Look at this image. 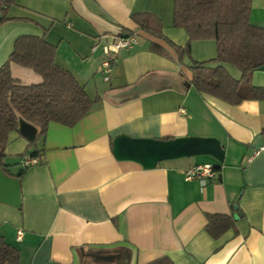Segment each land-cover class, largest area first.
<instances>
[{
	"label": "crops",
	"instance_id": "0c3cea01",
	"mask_svg": "<svg viewBox=\"0 0 264 264\" xmlns=\"http://www.w3.org/2000/svg\"><path fill=\"white\" fill-rule=\"evenodd\" d=\"M173 8L174 0H14L6 9L0 68L17 38L42 39L93 102L72 127L50 122L33 142L9 135L0 163L18 178L20 205L0 203V237L17 264H264V99L230 105L196 92L191 66H218L215 42L189 41ZM136 15L157 21L160 35L138 29ZM248 20L264 28V0H250ZM125 32L137 43L104 55ZM106 59L116 61L107 79ZM9 69L23 85L42 82L31 69ZM249 84L264 88V71ZM185 138L216 141L222 161L180 155L144 167L122 152L132 140ZM36 152L37 164L21 166ZM197 165L219 167L217 180L186 179ZM208 215L227 216L228 226L210 234Z\"/></svg>",
	"mask_w": 264,
	"mask_h": 264
},
{
	"label": "trees",
	"instance_id": "16d2710c",
	"mask_svg": "<svg viewBox=\"0 0 264 264\" xmlns=\"http://www.w3.org/2000/svg\"><path fill=\"white\" fill-rule=\"evenodd\" d=\"M13 3L14 0H0V23L6 20V9ZM249 5L250 0H174V26L184 29L189 41L211 39L215 42L214 62L219 65L210 67L208 63H199L191 66V85L199 94L210 95L230 105L246 98L264 99V88L249 84L251 73L264 66V28L250 24ZM133 19L138 29L160 35L159 23L149 16L136 15ZM131 34L125 32L124 36ZM53 57V48L42 39L24 36L14 41L7 62L0 68V159L9 135L16 132L18 119L34 126L38 137H42L50 122L72 127L90 110L93 102L83 87L68 71L58 67ZM10 64L31 69L42 82L21 84L11 77ZM224 65L237 68L241 79H232ZM27 155L39 158L37 152ZM0 168L12 176L1 163ZM212 170L213 178L208 180L216 179L219 167L212 166ZM207 222L206 229L213 235L228 226L229 218L208 215ZM17 258V251L0 237V264H17ZM148 264L172 263L162 257Z\"/></svg>",
	"mask_w": 264,
	"mask_h": 264
},
{
	"label": "water",
	"instance_id": "95a60500",
	"mask_svg": "<svg viewBox=\"0 0 264 264\" xmlns=\"http://www.w3.org/2000/svg\"><path fill=\"white\" fill-rule=\"evenodd\" d=\"M258 70L264 71V66H261ZM16 132L28 142H33L37 137L36 128L22 119L17 120ZM122 152L144 167H152L162 159L180 155L206 154L214 157L219 162L222 161L223 157V152L216 141L189 138L166 142L132 140L129 145L124 147ZM0 203L11 207H19L20 205L18 178L6 175L1 168ZM237 216L235 214L233 217L236 219Z\"/></svg>",
	"mask_w": 264,
	"mask_h": 264
},
{
	"label": "built area",
	"instance_id": "2783aa9c",
	"mask_svg": "<svg viewBox=\"0 0 264 264\" xmlns=\"http://www.w3.org/2000/svg\"><path fill=\"white\" fill-rule=\"evenodd\" d=\"M137 43V38L134 34H131L129 36H115L102 46V52L104 55L109 54H117L122 49H130ZM115 59H106L102 62V72L105 75V79H107V74L109 72V68L112 64H115ZM37 158L30 157L28 155H25L21 157L20 164L24 168L33 166L37 164ZM213 178V170L212 166L210 165H197L192 168H190L186 172V179L188 180H198L204 183L206 179ZM22 232L18 230L16 232V241H20Z\"/></svg>",
	"mask_w": 264,
	"mask_h": 264
},
{
	"label": "flooded vegetation",
	"instance_id": "af4514ba",
	"mask_svg": "<svg viewBox=\"0 0 264 264\" xmlns=\"http://www.w3.org/2000/svg\"><path fill=\"white\" fill-rule=\"evenodd\" d=\"M113 259V258H112Z\"/></svg>",
	"mask_w": 264,
	"mask_h": 264
}]
</instances>
